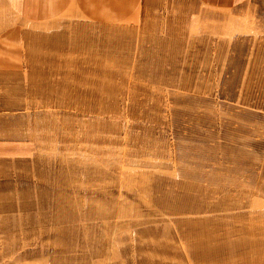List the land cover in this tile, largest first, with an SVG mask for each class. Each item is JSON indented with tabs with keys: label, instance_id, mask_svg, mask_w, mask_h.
<instances>
[{
	"label": "rangeland",
	"instance_id": "374dc122",
	"mask_svg": "<svg viewBox=\"0 0 264 264\" xmlns=\"http://www.w3.org/2000/svg\"><path fill=\"white\" fill-rule=\"evenodd\" d=\"M24 11L0 40V264H237L264 224V19L74 12L34 38Z\"/></svg>",
	"mask_w": 264,
	"mask_h": 264
},
{
	"label": "crops",
	"instance_id": "0c3cea01",
	"mask_svg": "<svg viewBox=\"0 0 264 264\" xmlns=\"http://www.w3.org/2000/svg\"><path fill=\"white\" fill-rule=\"evenodd\" d=\"M165 5L168 8H181L182 16L192 19H200L201 15L208 19H233V16L235 19H264V12H260L264 10V0H0V40L4 37L13 38L19 33L23 36L25 8L28 9V29H33L29 33L35 36V24L48 22L47 19H54L62 13L77 14L69 15L70 19L74 17L108 21L131 19L137 14L141 19H149L156 17L157 9H162ZM57 33L60 31L57 30L54 35ZM41 38L43 37L39 39ZM261 189L264 198V187ZM242 236L245 239L233 242L231 250L227 251L234 258L232 262L264 264V224L247 229L246 235ZM224 253L226 254L225 251Z\"/></svg>",
	"mask_w": 264,
	"mask_h": 264
}]
</instances>
